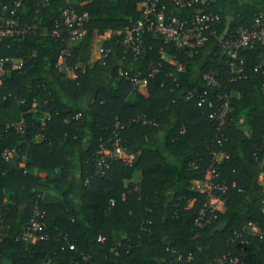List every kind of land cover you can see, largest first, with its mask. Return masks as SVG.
Instances as JSON below:
<instances>
[{
	"label": "trees",
	"instance_id": "16d2710c",
	"mask_svg": "<svg viewBox=\"0 0 264 264\" xmlns=\"http://www.w3.org/2000/svg\"><path fill=\"white\" fill-rule=\"evenodd\" d=\"M160 1L178 19L194 12ZM143 2L0 0V17L27 29L0 38V107L17 112L14 124H0V264H178L177 257L183 264H264L256 238L238 254L233 237L242 224H264V50L256 44L241 51L239 79L219 56V39L248 28L264 13V0H212L202 11L219 22L190 55L146 34L133 57L104 34L140 19ZM65 7L87 15L83 38L67 49L70 73L56 65L65 37L52 35ZM98 46L109 49L103 63L89 59ZM149 67L158 70L152 78ZM135 72L146 79L144 90L124 79ZM205 74L219 89L208 90L201 107L184 101L188 90L206 89ZM220 96L231 111L218 129L208 114ZM138 115L151 123H131ZM113 138L133 159H115L99 172L97 152ZM8 151L14 155L5 162ZM211 151L223 155L215 165L223 189L206 209L197 188ZM47 189L58 191L59 201H43ZM35 212L47 240L25 242L21 233Z\"/></svg>",
	"mask_w": 264,
	"mask_h": 264
},
{
	"label": "built area",
	"instance_id": "2783aa9c",
	"mask_svg": "<svg viewBox=\"0 0 264 264\" xmlns=\"http://www.w3.org/2000/svg\"><path fill=\"white\" fill-rule=\"evenodd\" d=\"M47 0H38L39 5H45ZM66 4L69 0H64ZM173 5L178 8L194 7V12L187 18H176L172 16L170 11L160 0H144L142 4V14L140 19L134 21L128 27L107 31L104 34V40H110L113 37L119 39L120 46L123 53H130L133 57L141 55L143 50L142 36L148 34L159 37L162 43L172 45L175 49L183 50L187 55L192 54L196 48L201 47L209 36L214 33L212 28L219 22V17L210 13H205L202 9L208 6L212 0H172ZM3 10V9H2ZM87 19L86 13H77L72 8L65 7L61 12L60 18L55 22L52 35L59 39L61 36L65 37L66 49L62 50L57 59L56 65L60 71L70 73L64 66L66 57L69 56L68 48L80 41L85 33L83 24ZM17 19L10 16L6 18L0 17V38L22 36L27 29L19 28ZM262 46L264 50V13H257L248 28H238L234 36L219 39V56L226 57L227 69L230 75L235 76L236 79L241 78L239 74L242 72V59L240 53L243 50L250 49L254 45ZM95 57L93 60L103 63L104 59L109 53V49L98 46L95 48ZM2 62H0V76H2ZM19 67V66H17ZM158 72L157 68L149 67L147 78H152ZM124 79L130 83L135 91L144 90L146 79L142 77L141 73L135 72L131 75H126ZM202 81L206 89L199 91L197 88L188 90L182 96L184 101L196 100V106L201 107L206 103V96L208 90H218L220 84L209 74L202 77ZM226 98L225 96L217 97V99ZM207 106L211 107L210 102ZM231 111L227 104V100L219 105L217 109L212 110L208 114V119L215 122L217 128L220 129L227 124L226 118ZM131 123H140L141 125H149L151 123L143 115H138L130 120ZM24 127L23 122L16 124V130L22 133ZM215 144L220 146V139H215ZM111 148L106 149L103 146L97 152L95 160L97 171L102 172L107 169L110 162L115 159L124 161L125 152L120 147L117 138H113ZM14 155L13 151L2 153L3 161L7 162ZM212 164L204 173V180L200 187L197 188L199 193L205 194V207L210 209L216 202L217 196L215 192L223 189V182L218 180V173L215 165H217L223 155L219 152L211 151ZM204 214L203 210L198 212V221L202 220ZM41 213L35 212L33 218L21 233V239L25 242L30 241H45L47 235L45 234L44 225L37 221L40 219ZM234 240L240 241V246L237 253L242 254L247 250L249 244L248 238H256L264 246V224L258 226L252 222L242 224L238 231L233 233ZM98 238L97 240H101ZM68 250H73L71 245L67 246ZM188 260V259H187ZM178 264H183L179 257L176 258ZM229 263H235L234 259H229ZM74 264V263H71Z\"/></svg>",
	"mask_w": 264,
	"mask_h": 264
},
{
	"label": "crops",
	"instance_id": "0c3cea01",
	"mask_svg": "<svg viewBox=\"0 0 264 264\" xmlns=\"http://www.w3.org/2000/svg\"><path fill=\"white\" fill-rule=\"evenodd\" d=\"M15 119H17V112L15 109H2L0 107V124H4V125H12L15 121ZM125 157L124 160L126 163H130L133 159V155L132 154H127L125 152ZM259 182L262 186H264V175H261L259 178ZM60 196H59V192L52 190V189H47L44 191L43 195H42V200L45 202H57L59 201ZM190 205V203H189ZM262 212L264 213V210H262Z\"/></svg>",
	"mask_w": 264,
	"mask_h": 264
},
{
	"label": "rangeland",
	"instance_id": "374dc122",
	"mask_svg": "<svg viewBox=\"0 0 264 264\" xmlns=\"http://www.w3.org/2000/svg\"><path fill=\"white\" fill-rule=\"evenodd\" d=\"M96 47H93L91 50H90V52H89V59H90V61H92L93 59H94V57H95V49ZM14 124V123H13ZM16 124V123H15ZM263 210H264V208H263Z\"/></svg>",
	"mask_w": 264,
	"mask_h": 264
}]
</instances>
